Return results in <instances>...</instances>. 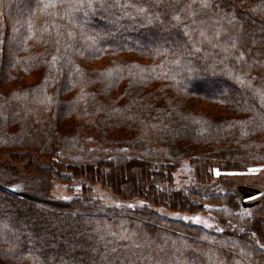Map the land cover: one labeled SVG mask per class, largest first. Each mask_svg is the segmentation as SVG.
<instances>
[{
	"label": "trees",
	"instance_id": "1",
	"mask_svg": "<svg viewBox=\"0 0 264 264\" xmlns=\"http://www.w3.org/2000/svg\"><path fill=\"white\" fill-rule=\"evenodd\" d=\"M22 1L0 0V264H264L238 182L264 167V0Z\"/></svg>",
	"mask_w": 264,
	"mask_h": 264
},
{
	"label": "rangeland",
	"instance_id": "2",
	"mask_svg": "<svg viewBox=\"0 0 264 264\" xmlns=\"http://www.w3.org/2000/svg\"><path fill=\"white\" fill-rule=\"evenodd\" d=\"M22 1V0H20ZM25 0H23L22 2H24ZM26 3V2H25ZM18 4V3H17ZM25 5V4H24ZM23 12H19L17 11V14H15L14 18L17 19H21L23 18ZM14 37L10 35L8 37V44L9 46L12 45L13 41H14ZM12 48V47H10ZM9 47L7 48V52L8 54L11 52V49ZM77 59H79L77 57ZM199 109L201 111H207L210 114L217 116L220 113L219 108L217 107H212L209 105H200ZM9 158H7L6 154H0V160L4 161V160H8ZM25 161H15V160H11L10 164H12V166L16 167L18 170V173L20 174H27L29 171V169H27V166H25ZM176 174V180L179 184H182L184 182H186V180L189 177V174L187 172V169H184L182 171H178L175 173ZM240 174H242V177L238 180V182L242 183V184H246L252 187H256L258 188L261 193L254 199L256 200H263L264 201V167L262 165H252L249 166L246 170L241 171ZM139 178V175L137 173H135L134 170L130 169L127 171L125 178ZM20 183L17 184V188H20ZM79 187L74 185V189L73 191H68L66 189V187L63 185V183H59L56 182L47 192L50 196L53 197H62V198H68L70 197V195L72 194V192L77 191ZM92 192L95 198H98L99 200H101L103 203L107 204V205H111L114 207H122V208H131V207H136L138 206V204H140L142 202V199L140 198H135V199H122L121 197L115 195L114 193L110 192L109 190L103 188L100 184L96 183L92 185ZM8 208V207H5ZM159 213L169 216V217H173V218H181L183 220L186 221H190L192 223H196V224H201L204 225L208 224L211 225L213 227H219V225L216 226L215 224V219L214 216L211 214L210 211H206V212H188V211H174V210H169L167 208L164 207H156L155 208ZM8 210V209H7ZM9 211V210H8ZM13 214V213H12ZM197 220H199V222H197ZM50 226L49 228H52V224H49ZM45 235H47L49 238L50 236L45 233Z\"/></svg>",
	"mask_w": 264,
	"mask_h": 264
},
{
	"label": "snow or ice",
	"instance_id": "3",
	"mask_svg": "<svg viewBox=\"0 0 264 264\" xmlns=\"http://www.w3.org/2000/svg\"><path fill=\"white\" fill-rule=\"evenodd\" d=\"M54 6H55V4L53 2H51V0H50V3L45 4V7H54ZM259 94L264 96V92H260ZM197 222H199V220H197ZM205 226L206 227H211V225H208V224H205Z\"/></svg>",
	"mask_w": 264,
	"mask_h": 264
}]
</instances>
